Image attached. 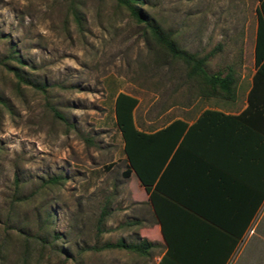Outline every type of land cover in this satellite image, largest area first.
Segmentation results:
<instances>
[{
	"label": "rangeland",
	"instance_id": "374dc122",
	"mask_svg": "<svg viewBox=\"0 0 264 264\" xmlns=\"http://www.w3.org/2000/svg\"><path fill=\"white\" fill-rule=\"evenodd\" d=\"M256 5L257 0L140 2L178 46L198 55L211 50L206 71L232 67L233 105L243 101L253 67ZM10 48L21 63L7 62L47 87L43 92L17 85L0 62V264H21L25 248L26 264H153L158 246L147 257L97 249L117 235L112 223L128 218L117 211L122 200L127 207L132 203L121 192L137 187L134 174L121 175L125 157L112 95L134 94L136 125L155 128L170 116L157 118L170 105L192 111L193 80L184 64L116 0H0V59ZM101 209L106 213L98 223ZM105 225L108 230L100 233Z\"/></svg>",
	"mask_w": 264,
	"mask_h": 264
},
{
	"label": "crops",
	"instance_id": "0c3cea01",
	"mask_svg": "<svg viewBox=\"0 0 264 264\" xmlns=\"http://www.w3.org/2000/svg\"><path fill=\"white\" fill-rule=\"evenodd\" d=\"M254 71L253 63L244 99L239 105L232 104L235 97H217L198 79H193L191 112L177 102L157 116L170 115L161 125L147 129L136 125V104L132 109V120L139 130L151 131L173 119L192 124L182 147L190 148L194 156L190 166L193 184H197L196 190L177 188L181 177L178 168L182 164L178 162L180 159L174 163L177 167L172 171L173 179L169 180L174 183L170 193L182 201H189L198 212L184 208L178 204L180 201L158 198V207L172 244L171 253L176 255L177 260L195 264H264V192L259 194V182L264 181V142H259V133L264 138V127H259L258 110H242ZM117 91L113 93V99ZM186 101L189 102L187 97ZM147 122V119L143 121L144 124ZM131 174L135 175L133 170L127 177ZM134 181L136 190L128 188L121 192L132 202L131 207H127V203H124L127 201L122 200L117 209L119 216L128 215L127 220L118 217V221L112 223V230H118L117 235L114 232L115 238L103 239L97 249H125L119 246L104 247V243L145 239L151 243L147 253L132 252L147 257L151 248L158 246L160 252L153 263L156 264L166 249V243L148 193L137 176ZM120 198L124 197L120 195ZM195 213H206L211 220H203ZM105 228L108 227L99 228V232L104 234L108 230Z\"/></svg>",
	"mask_w": 264,
	"mask_h": 264
},
{
	"label": "trees",
	"instance_id": "16d2710c",
	"mask_svg": "<svg viewBox=\"0 0 264 264\" xmlns=\"http://www.w3.org/2000/svg\"><path fill=\"white\" fill-rule=\"evenodd\" d=\"M122 5L129 15L137 22H141L144 28L148 31L150 36L155 40L161 49L166 51L172 58L180 60L185 66V74L188 78L198 79L205 88L214 92L217 97L234 98L235 97V82L236 77L232 67L227 66L225 71L216 70L214 72H207L204 68L206 56L211 52L198 55L196 52L187 51L178 46L172 37L169 30H164L157 22L150 18L146 12L140 7L141 0H116ZM69 10L76 21H78V13L75 9V4L69 2ZM256 24L254 30L253 42V63L255 71L251 79V85L246 93V105L243 111L258 110L259 111V127H264V0H257L255 7ZM6 60V61H5ZM11 63H21L20 57L15 53L14 48L5 55V59H0V62L8 68L14 78L16 84H29L43 92L47 87L45 82H33L25 78L18 67ZM1 97V96H0ZM137 102V97L124 92L117 91L113 99V114L114 120L120 132L122 139V151L125 154V166L121 170V175L128 176L131 170L134 171L139 182L143 185L145 191L148 193V199L151 201L153 210L156 213L162 237L166 243V249L159 257L156 264H195L192 261L177 260L176 255L172 254V244L166 232L164 218L161 210L158 207V198L173 200L191 212H198L189 201H182L174 194L170 193V189L174 186L173 169H176L174 163L179 164L180 181L176 185L181 190H196V185L193 184L191 175V160L194 157L190 148L184 149L182 145L186 136L190 132L192 124H186L180 119H173L166 125L158 127L154 130L144 131L135 127L132 120V109ZM0 103L3 100L0 98ZM52 113L61 118V115L51 107ZM239 117V116H238ZM178 144L175 146L178 138ZM259 142H264V138L259 133ZM175 146V147H174ZM178 155V157H177ZM177 160L174 162V159ZM180 159V161H178ZM178 161V162H177ZM171 175V176H170ZM49 180H56L55 176H50ZM176 184V183H175ZM180 186V187H179ZM198 189V188H197ZM264 192V181L259 182V194ZM261 196L259 195V202ZM106 212L101 209L97 217L99 223L102 216ZM196 214V213H195ZM203 220L210 221V215L206 213H199ZM150 242L141 239L135 242H106L104 247L119 246L125 249L135 251L137 253H147V248ZM21 257V264H26L27 249L23 251Z\"/></svg>",
	"mask_w": 264,
	"mask_h": 264
}]
</instances>
